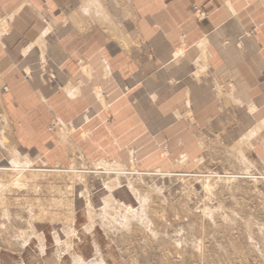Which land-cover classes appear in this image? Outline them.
<instances>
[{"label": "crops", "instance_id": "crops-1", "mask_svg": "<svg viewBox=\"0 0 264 264\" xmlns=\"http://www.w3.org/2000/svg\"><path fill=\"white\" fill-rule=\"evenodd\" d=\"M217 143L264 171V0H0V163L175 173Z\"/></svg>", "mask_w": 264, "mask_h": 264}, {"label": "rangeland", "instance_id": "rangeland-1", "mask_svg": "<svg viewBox=\"0 0 264 264\" xmlns=\"http://www.w3.org/2000/svg\"><path fill=\"white\" fill-rule=\"evenodd\" d=\"M214 148L172 174L0 170V264H264V171Z\"/></svg>", "mask_w": 264, "mask_h": 264}, {"label": "bare ground", "instance_id": "bare-ground-1", "mask_svg": "<svg viewBox=\"0 0 264 264\" xmlns=\"http://www.w3.org/2000/svg\"><path fill=\"white\" fill-rule=\"evenodd\" d=\"M97 165L99 166L100 164H97ZM99 168L102 169V167H98V169ZM0 170H3V171L13 170L15 172L28 173V174H25V175H28V176H34L35 174H32V173H35V172H41V173H43V172H45V173H48V172H52V173L53 172L54 173H58V172L59 173L60 172H65V173H72V172L73 173H76V172H81V173L82 172H90L89 168L81 169V170L76 169V168H73V167L70 168V169H58V168L51 169V168L32 167L30 165H21V164H13V165H10L9 167L3 166V167H0ZM97 172H99V171H97ZM102 172H104V173H116V174H127V173L134 174V173H140L138 170H134V169H131L130 171H124V170H117V169L115 170V169H111V168H104V170ZM155 173H162L163 174L164 172L158 170V172H155ZM166 174H172V173L171 172H168ZM247 176H249V175H247ZM71 182H73V180ZM61 189H62L61 187L58 188V190H61ZM51 206H52V204H51Z\"/></svg>", "mask_w": 264, "mask_h": 264}, {"label": "built area", "instance_id": "built-area-1", "mask_svg": "<svg viewBox=\"0 0 264 264\" xmlns=\"http://www.w3.org/2000/svg\"><path fill=\"white\" fill-rule=\"evenodd\" d=\"M195 15L198 19H204L205 17V11L201 8H196L195 9Z\"/></svg>", "mask_w": 264, "mask_h": 264}]
</instances>
